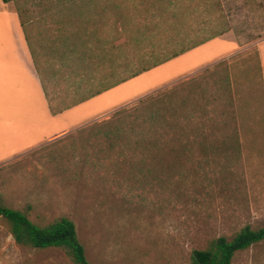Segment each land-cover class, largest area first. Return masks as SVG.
I'll use <instances>...</instances> for the list:
<instances>
[{
    "label": "rangeland",
    "instance_id": "obj_1",
    "mask_svg": "<svg viewBox=\"0 0 264 264\" xmlns=\"http://www.w3.org/2000/svg\"><path fill=\"white\" fill-rule=\"evenodd\" d=\"M8 5L23 22L31 21L29 46L57 109L210 40L84 102L79 109L87 113L114 108L95 121V129L114 111L140 105L139 98L193 75L202 74L212 92L201 102L210 101L203 106L210 112L204 108L197 115L205 143L182 144L181 167L167 164L168 148L164 159H156L151 152L123 149L126 137L105 141L93 126L77 127L0 163L1 204L26 212L38 225L71 219L93 264H191L192 252L207 249L216 238L231 240L246 225L264 226V96L256 50L264 37V0H9ZM225 75L231 104L221 96ZM133 96L139 97L123 103ZM233 125L238 146L229 134ZM146 132L138 121L128 136L132 142L152 139ZM186 137L195 134L182 135V141ZM10 150L5 142L0 157ZM0 264L73 263L58 248L18 245L0 218ZM232 264H264V241L237 252Z\"/></svg>",
    "mask_w": 264,
    "mask_h": 264
},
{
    "label": "trees",
    "instance_id": "obj_2",
    "mask_svg": "<svg viewBox=\"0 0 264 264\" xmlns=\"http://www.w3.org/2000/svg\"><path fill=\"white\" fill-rule=\"evenodd\" d=\"M8 1L3 0V2ZM207 40L187 48H182L178 52L164 57L151 65L143 66L141 69L119 79L110 87L102 90L99 89L89 96L99 94L143 72L155 68L203 44ZM221 63L220 61L217 64ZM201 76L202 74L190 76L189 78L183 79L177 85L165 86L162 89L147 94L143 98H139L138 103L140 105H129L114 111L110 119L100 123V128L95 129V121H93L94 123H88L77 130L93 126L91 127L92 129L94 128L92 131L99 133L105 141L111 140L114 142L115 140L117 141L120 138L126 137V144H124L123 149H136L141 152H146L147 155L151 152L150 157H155L156 159H164L166 156L163 151L168 148L171 150V154L169 153L170 159L167 164L175 168L178 166L181 167L182 165L178 161L180 159L178 151L182 147L181 145L185 143L192 146L193 144L204 145L205 143L201 136L199 137L198 135L200 130L203 131V126L200 125L197 115L203 112L204 108H206L205 110L207 112H210L209 107H203L207 104L209 105L210 101H207L204 105L201 102L204 98L211 99L209 95L212 91L204 86L202 82L203 77ZM214 83L218 84L217 80ZM219 85L222 91L223 103L227 104L229 102L231 104L232 92L229 76H223ZM215 95L216 93H214L212 101L216 100L217 97ZM138 121L147 126L146 134L152 139L148 140L146 138L139 142H132L129 139V129ZM191 132L195 134V137H186L182 141L181 136ZM229 134L234 136L231 140L238 146L239 139L235 125L229 130ZM225 141L223 140V142ZM112 142L111 144L113 145ZM152 143L153 148L150 150L149 144ZM0 218L8 222L10 234L14 241L22 247L35 249L58 248L64 252L73 264H93L86 257L84 246L77 236L74 222L67 217H61L45 225H38L29 218L26 212L4 206L0 202ZM261 241H264V226L251 229L246 225L231 240L220 236L213 240L207 249L194 250L191 255V264H232V259L237 252L248 249Z\"/></svg>",
    "mask_w": 264,
    "mask_h": 264
},
{
    "label": "crops",
    "instance_id": "obj_3",
    "mask_svg": "<svg viewBox=\"0 0 264 264\" xmlns=\"http://www.w3.org/2000/svg\"><path fill=\"white\" fill-rule=\"evenodd\" d=\"M28 23L23 22L21 13L9 8L8 2L0 0V149L5 142L11 149L10 154L0 157V163L15 152L19 154L38 144L65 136L71 130L96 121L101 115L114 109L102 113L100 109L89 113L79 109L84 102L100 93L93 96L88 94L71 105L57 109V98H52L47 93L29 46L26 31ZM209 42L210 40L195 48ZM256 50L264 96V37L256 43ZM137 97L139 96H133L123 103ZM26 142L28 145H25Z\"/></svg>",
    "mask_w": 264,
    "mask_h": 264
}]
</instances>
